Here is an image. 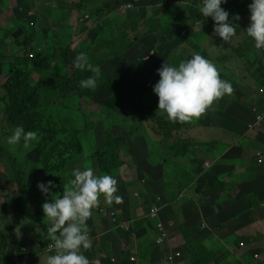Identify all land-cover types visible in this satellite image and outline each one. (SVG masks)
I'll use <instances>...</instances> for the list:
<instances>
[{
    "label": "rangeland",
    "instance_id": "374dc122",
    "mask_svg": "<svg viewBox=\"0 0 264 264\" xmlns=\"http://www.w3.org/2000/svg\"><path fill=\"white\" fill-rule=\"evenodd\" d=\"M128 4L133 6V11L139 9L138 16L125 9ZM6 5L0 17L3 26L8 25V20L14 16L21 22L26 18L27 24L19 28L13 24L16 36L0 40V262L7 252L23 251L19 244L25 228L38 225L39 213H43L42 204L45 200L51 201V195L42 194L37 188L38 182L53 181L56 187L51 193L55 195L63 193L64 188L59 185L62 179L68 180L65 187H71L69 181L74 178V169L91 167L96 175H102L95 147L96 141L102 144L105 134H120L122 138L119 137L118 141L124 144H129V136L140 134L132 154L124 150L119 154L125 160L127 176L133 179L131 158L136 152L143 156L138 146L144 148V144L151 147L154 142L165 149L166 128L172 131L170 137L173 138L167 146H188L190 141L187 138L190 137L186 130L191 127L190 121L167 120L175 122L176 126L165 125L166 114L158 110L154 97L151 99L147 95L150 86L159 79L158 73L152 70L154 67L159 69L166 61L171 65L182 61L170 57L169 62L165 53L169 50L165 48V0H9ZM91 6L95 9L104 6L101 21L90 19L98 16L97 12L88 10ZM38 27L36 37L26 49L27 34L30 35L32 28ZM146 28L148 32L157 31L146 35ZM233 43L228 45L235 47L237 41ZM40 47L42 55L48 58L45 68L40 66V59L28 58L34 55L32 50ZM178 49L184 54L185 50H190L183 45ZM233 51L245 69L237 62L232 67L226 63H212L217 67L220 78L232 85V93L224 97L243 99L245 112L248 109L251 111L253 105L259 104L258 100H264V73H256L262 62L251 54L254 52L252 46L250 51L242 48ZM80 52L86 53L91 62L101 69L95 87L98 92L91 101L84 95L85 88L79 86V81L86 77L79 74L78 68L73 65L75 56ZM191 52L195 53L194 50ZM28 66L42 70L32 77V85L38 87L37 91L25 99L16 84L22 81ZM145 68H151L154 76H150ZM250 75L263 85V89L249 87ZM58 76L71 80L74 87L69 86V90H65L67 84ZM137 76L144 78L145 84L150 79L151 85H142ZM106 78L118 79L114 84V96L111 90L105 89ZM57 81L61 82L63 94L57 89L54 94H49V103L44 105L40 101L44 91L48 87L53 88ZM19 118L43 125V131H36L37 139L27 148L22 144L9 145L5 139L17 126ZM187 123L190 126L187 127ZM82 128L85 131L81 140L70 145L69 153L66 152L69 148L66 147L67 140L72 138V132ZM179 130L184 131L186 139L178 136ZM92 131L94 136L91 139ZM150 152L158 156L162 150L153 148ZM68 159L70 163H67Z\"/></svg>",
    "mask_w": 264,
    "mask_h": 264
},
{
    "label": "crops",
    "instance_id": "0c3cea01",
    "mask_svg": "<svg viewBox=\"0 0 264 264\" xmlns=\"http://www.w3.org/2000/svg\"><path fill=\"white\" fill-rule=\"evenodd\" d=\"M200 4L201 0H165L167 56L185 60L194 50L216 64L232 67L236 62L243 65L233 50L250 51L252 46L251 54L262 62L256 73L263 74L264 50L255 48L245 30L250 22L246 0H227L221 5L235 26L228 43L214 33L211 17L200 14ZM103 8L88 7L98 15L90 19L101 21ZM132 11L138 16L139 9ZM147 29L146 35L152 34ZM234 41L235 47L228 45ZM182 45L190 48L185 54L178 49ZM247 83L263 89L252 75ZM242 100L223 96L198 118L188 120V146H167L171 137L165 140V149L154 142L151 147L138 146L143 156L136 152L131 158L133 179L127 176L125 165L121 172H101L116 178L121 201L109 204L101 194L91 209L86 221L91 246L81 249L89 264H165L167 252L177 251L182 256L175 264H264V162L259 164L256 158L260 153L264 160V124L249 129L257 113L254 109L259 107L253 105L245 112ZM165 120H169L166 115ZM178 134L186 139L184 131ZM139 136L135 133L130 145L135 146ZM153 148L162 152L152 156ZM153 205L161 208L157 220L148 216ZM111 212L116 214V223L111 221ZM158 220L167 231L161 245L156 243ZM50 223L39 213L38 225L25 228L19 244L24 251H13L25 257L24 264H46L54 254L55 250H48L54 245L47 237Z\"/></svg>",
    "mask_w": 264,
    "mask_h": 264
},
{
    "label": "clouds",
    "instance_id": "9594fccd",
    "mask_svg": "<svg viewBox=\"0 0 264 264\" xmlns=\"http://www.w3.org/2000/svg\"><path fill=\"white\" fill-rule=\"evenodd\" d=\"M227 0H201L199 7L203 17H211L213 31L222 41L228 42L235 35V26L228 22L229 13L221 7ZM249 25L245 29L254 41L256 49L264 50V0H251L248 5ZM75 68L91 73L79 81V86L94 89L101 76L98 65L89 62L84 52L78 53L74 60ZM158 81L153 92L158 97V110L171 121L184 122L198 118L217 99L233 91L229 81L221 79L217 67L211 60L199 53H193L178 65L167 61L157 69ZM9 145L22 144L24 148L37 139L36 131H26L17 125L6 138ZM71 187H64L63 193L52 195L56 187L53 181H40L37 188L42 194L51 195L45 200L42 211L51 222L47 227V237L54 242V254L46 259V264H89L81 249L91 246L87 219L102 194L105 201L119 203L117 180L114 176L96 175L91 167L73 170Z\"/></svg>",
    "mask_w": 264,
    "mask_h": 264
},
{
    "label": "trees",
    "instance_id": "16d2710c",
    "mask_svg": "<svg viewBox=\"0 0 264 264\" xmlns=\"http://www.w3.org/2000/svg\"><path fill=\"white\" fill-rule=\"evenodd\" d=\"M8 1L9 0H0V17L3 15L5 6H7L6 4H8ZM247 4L249 5L250 3L247 1ZM77 7H79V5H77ZM13 24L15 25V28H19L20 26L27 24V19L25 18L21 22L17 17L14 16V17H11L8 20V25H6V26H3L1 21H0V40H8L10 37L16 36L15 30L13 29ZM24 28H26V26H24ZM38 29H39V27L38 28H32V30H31L32 33L30 35L27 34V46H26V49L30 46L31 40L36 37ZM154 31H157V30H150L149 33H152ZM32 51H34V55L33 56H28V58L31 59V60L40 59V66L42 68H45L46 64L48 62V58L46 56L42 55V48L41 47L40 48H36V50H32ZM65 57H66V55H65ZM190 57L191 56H189L188 58H190ZM169 58L170 57L168 56V58H167L168 61H169ZM91 61H92V59H89V62L94 64V62H91ZM66 62H67V59H66ZM42 68L33 69L32 66H28L27 72H25L23 74L22 81L16 84L17 90L20 91V93L24 94V98L25 99L31 93L37 91L38 87L35 86L34 84L32 85V82H33L32 77L36 73L39 74V72L42 70ZM145 70H148V73L150 74V76H152V77L154 76L153 73L150 72L151 68H145ZM152 70H154V72L157 73V69L155 67ZM78 73L79 74H84L85 77H88L89 75H91L90 72L85 71V70H81V69H78ZM58 78L63 83L67 84L64 87L65 90L68 91L69 90V86L74 87V83L71 80H66L62 76H58ZM136 79H137V81L139 79L140 83L142 85H144V86L146 85V87H149L148 84H149V80L150 79L148 80V82L146 81V84L144 82V78H142L141 76H137ZM106 81H107V86L105 87V89H107V91L111 90V94L114 96V84L118 81V79L113 81V79H111V78H106ZM153 85L154 84H152L150 86V88H149V90L147 92V95L151 99H153V97H154L155 102L158 103V97L153 92ZM52 86H53V88L52 87L46 88V90L44 91L42 100H40L44 105L49 103V101L47 102V98L49 97V94H54L53 92H56L57 89L61 92V94H63L62 86H61V82L60 81H57ZM97 92H98V89H96V88H94V89H86L85 88L84 89V95H85L86 99H88L89 101H91L92 99L95 98L94 96L96 95ZM21 100L23 101L24 99H21ZM258 103L257 104H258L259 108H258V110L256 109V111H257V113H260L264 109V102H263V100H258ZM51 119L52 118L49 117L48 121L51 122L52 121ZM165 121H166L165 125H167L168 127H173L174 128L176 126L175 122L174 123L170 122L171 120L170 121L165 120ZM158 124H161V122H158ZM17 125H22L26 131H28V130H31V131L41 130V131H43L42 123L34 124L32 122H27L26 119L19 118L18 122H17ZM188 126H189V124L187 123V127ZM88 130H89V127H88ZM165 130H167V133L165 132V139H169L170 138V134H171L172 131H170L169 128H166ZM84 131L85 130L82 128V129L74 130L72 132L73 133L72 138L67 140L66 147H69V148H67L66 152H68L70 150V145H73L74 143H76V141L78 142L79 140H81V136H82V133ZM93 136H94V133L92 131L91 135H90V138L92 139ZM119 137L122 138V136L120 134L116 135V134H114L112 132V134L108 133L107 135L106 134L104 135V141L102 142V144H99L96 141L97 145L95 147V151H96V153H97V155L99 156V159H100L99 164H98L99 167H100L99 168V172L100 173L101 172L102 173H106V172H111V171L118 172L119 170L122 169V166L125 165L124 161L121 160L119 154L121 152H123V150L129 155L132 154L133 151H135V147L130 145V141L131 140L129 141V144H124V142H119L118 141ZM88 138H89V135H88ZM131 138L132 137H130V139ZM152 153L153 152H150L151 155H152ZM134 156H135V154L132 157H134ZM67 163H70L69 159L67 160ZM59 185L61 187L63 186V188L65 186H68V180L67 179H62ZM40 213L44 214L42 212H40ZM10 253H13V251L7 252V254L5 255V257H3V259L6 258Z\"/></svg>",
    "mask_w": 264,
    "mask_h": 264
},
{
    "label": "built area",
    "instance_id": "2783aa9c",
    "mask_svg": "<svg viewBox=\"0 0 264 264\" xmlns=\"http://www.w3.org/2000/svg\"><path fill=\"white\" fill-rule=\"evenodd\" d=\"M247 1L251 3V0H247ZM131 8H133V6L131 4H128L125 9H131ZM150 85L151 84L149 83L148 86ZM263 124H264V111L260 113H256L254 122L249 124L248 127L249 129H255L256 127L262 126ZM256 158L259 164L264 162L263 156L260 153L256 154ZM160 209H161L160 206L153 205L148 216L151 219L157 220L161 211ZM100 212L105 213V211L102 209L100 210ZM110 218L113 223L117 222L116 214L114 212L110 213ZM121 227L125 228L126 226L125 224H122ZM156 228H157L156 243L159 245L164 244L167 239V231L165 230V225L158 220ZM240 246L243 247L244 244L241 243ZM48 250H54V247H52V245H49ZM181 256H182L181 253L178 251L167 252V255H165L164 262L165 264H175L176 260L181 258ZM25 261H26L25 257L19 256L18 253H14V254L10 253L6 258L1 260L0 264H24ZM131 261L134 262L135 259L131 258Z\"/></svg>",
    "mask_w": 264,
    "mask_h": 264
}]
</instances>
